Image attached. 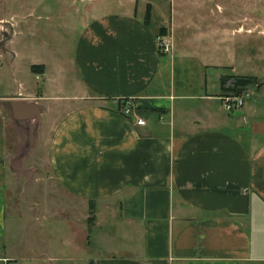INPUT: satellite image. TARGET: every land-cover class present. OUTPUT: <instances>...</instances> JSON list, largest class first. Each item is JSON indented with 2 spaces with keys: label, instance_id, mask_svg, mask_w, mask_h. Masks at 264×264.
<instances>
[{
  "label": "crops",
  "instance_id": "1",
  "mask_svg": "<svg viewBox=\"0 0 264 264\" xmlns=\"http://www.w3.org/2000/svg\"><path fill=\"white\" fill-rule=\"evenodd\" d=\"M137 17L87 24L72 60L80 96L49 101L58 108L48 146L51 187L65 196V214L83 210V248H91L90 204L93 226L108 219V240L119 242L90 264H264L263 98L256 93L241 111L225 112L221 80L235 75L232 55L224 67L197 50L179 66L175 54L158 51L159 31L169 28L156 32ZM127 101L145 126L121 114ZM6 217L0 191V264H61L3 256ZM119 228L129 244L116 240Z\"/></svg>",
  "mask_w": 264,
  "mask_h": 264
},
{
  "label": "rangeland",
  "instance_id": "2",
  "mask_svg": "<svg viewBox=\"0 0 264 264\" xmlns=\"http://www.w3.org/2000/svg\"><path fill=\"white\" fill-rule=\"evenodd\" d=\"M149 6L154 30L169 28L170 34L164 36L179 66L188 64L189 55L197 50L199 59L210 55L220 65L232 55L227 59L235 71L232 77L254 79L255 84L245 89L250 97L260 93L264 100V0H0V191L7 203L6 258L44 256L55 257L61 264H90L111 255L118 241L129 244V239L121 238L120 228L118 243H111L110 221L103 219L104 224L95 227L92 220L86 223L92 230L91 248L82 247L87 234L85 225L78 229L83 210L65 214V196L57 194L50 183L48 146L57 107L51 109L49 101L80 96L74 86L72 60L87 24L113 14L144 20ZM33 66H44V75L33 74ZM41 96L45 101H38ZM33 107L38 110L33 120L14 119L15 108ZM51 207H58L59 212ZM76 229L78 244L70 248ZM37 247L40 253L29 251Z\"/></svg>",
  "mask_w": 264,
  "mask_h": 264
},
{
  "label": "built area",
  "instance_id": "3",
  "mask_svg": "<svg viewBox=\"0 0 264 264\" xmlns=\"http://www.w3.org/2000/svg\"><path fill=\"white\" fill-rule=\"evenodd\" d=\"M167 36V35H166ZM166 36H161L158 38V51L164 56L172 55L173 47L168 43ZM237 80L235 77H230L223 83L222 95L220 96V101L224 106L227 113H235L241 111L245 106L246 102L251 98L248 90L240 87H236ZM121 114L125 118L131 116L136 117V124L139 127L145 126V122L138 118L137 111L134 109L132 102H124L121 107Z\"/></svg>",
  "mask_w": 264,
  "mask_h": 264
},
{
  "label": "trees",
  "instance_id": "4",
  "mask_svg": "<svg viewBox=\"0 0 264 264\" xmlns=\"http://www.w3.org/2000/svg\"><path fill=\"white\" fill-rule=\"evenodd\" d=\"M153 1H161V0H153ZM150 17H151V7L149 6L147 11H146V16H145V19H144V25L145 26H148L149 25V22H150ZM166 34V31L165 29H161L159 31V34L160 36H164ZM160 55L164 56L161 52H159ZM44 71H45V67L44 66H33L31 68V72L35 75H40V76H43L44 75ZM228 78L230 77H225L221 80V88L223 86V83L225 82V80H227ZM236 78V77H235ZM237 80V84H236V87H240V88H246V87H249V86H252L255 84V80L254 79H241V78H236ZM124 105V103H123ZM122 105V106H123ZM231 114V113H230ZM94 208H93V205L90 204V216L91 218L89 220H92L93 221V212Z\"/></svg>",
  "mask_w": 264,
  "mask_h": 264
},
{
  "label": "water",
  "instance_id": "5",
  "mask_svg": "<svg viewBox=\"0 0 264 264\" xmlns=\"http://www.w3.org/2000/svg\"><path fill=\"white\" fill-rule=\"evenodd\" d=\"M37 113L38 110L35 107L30 109L16 108L13 111V116L16 121H31L38 115Z\"/></svg>",
  "mask_w": 264,
  "mask_h": 264
}]
</instances>
